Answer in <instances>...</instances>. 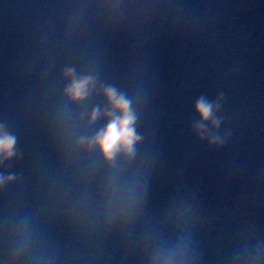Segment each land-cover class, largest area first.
<instances>
[{"label": "water", "instance_id": "1", "mask_svg": "<svg viewBox=\"0 0 264 264\" xmlns=\"http://www.w3.org/2000/svg\"><path fill=\"white\" fill-rule=\"evenodd\" d=\"M66 66L143 96L149 175L130 225L105 223L96 186L76 183L85 164L53 138ZM221 94L215 145L193 131L195 104ZM0 124L19 153L0 166L18 178L0 191V264L25 220L45 264H150L179 237L189 264H264V0H0Z\"/></svg>", "mask_w": 264, "mask_h": 264}, {"label": "clouds", "instance_id": "2", "mask_svg": "<svg viewBox=\"0 0 264 264\" xmlns=\"http://www.w3.org/2000/svg\"><path fill=\"white\" fill-rule=\"evenodd\" d=\"M60 80L63 85L60 103L51 118L53 138L66 164L75 166L77 171H80L81 163L85 164L76 183L85 191L96 186L97 211L105 223L130 225L143 215L149 175L148 160L141 159L138 152L145 139L137 127L143 111V96L101 83L93 68L78 71L73 66H66L61 70ZM222 96L215 102L201 97L195 104L199 122L193 125V131L201 140L208 139L215 145L222 144L224 138L209 136L205 128L219 129L222 119L217 112ZM95 97L101 98L103 105L87 107ZM15 144L16 136L0 124V166L14 158L19 159ZM17 179L12 174L0 173V191ZM76 211L80 215L89 213L87 199L79 201ZM11 239L14 264H20L22 259L45 264L43 256L34 255V238L27 220L14 230ZM189 248L187 237H179L172 244L156 248L150 264H189ZM258 256L264 259V253H258Z\"/></svg>", "mask_w": 264, "mask_h": 264}]
</instances>
